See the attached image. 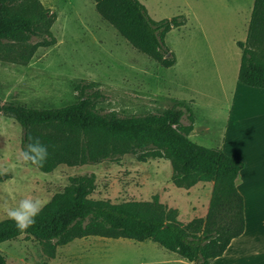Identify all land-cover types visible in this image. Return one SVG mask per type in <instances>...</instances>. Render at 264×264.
Wrapping results in <instances>:
<instances>
[{"label":"rangeland","instance_id":"obj_1","mask_svg":"<svg viewBox=\"0 0 264 264\" xmlns=\"http://www.w3.org/2000/svg\"><path fill=\"white\" fill-rule=\"evenodd\" d=\"M39 1L55 17L50 32L56 43L38 49L25 66L0 60L1 104L59 108L74 102V84L92 82L97 84L99 113L155 114L184 102L198 135L189 139L206 148L218 145L225 106L238 81L236 42L246 38L253 0H138L155 22L186 20L164 38L176 60L170 68L135 51L98 16L90 0ZM250 99L264 106V98ZM182 123L188 124L186 117ZM22 138L21 127L0 114V221L9 219L8 209L24 198L39 199L43 206L77 176L94 177L95 189L89 196L93 201L120 205L151 203L156 198L167 210L176 211L182 224L207 214L212 183L177 188L170 181L168 161L140 163L125 155L117 161L61 165L44 174L23 162ZM0 252L7 264H175L177 257L150 241L97 237L58 247L52 259L41 243L25 235L0 244Z\"/></svg>","mask_w":264,"mask_h":264},{"label":"trees","instance_id":"obj_2","mask_svg":"<svg viewBox=\"0 0 264 264\" xmlns=\"http://www.w3.org/2000/svg\"><path fill=\"white\" fill-rule=\"evenodd\" d=\"M90 1L98 16L135 51L163 68L175 65L164 38L185 25L183 17L155 22L138 0ZM54 21L39 0H0V60L25 66L38 49L54 46L50 32ZM32 38L38 40L30 43ZM237 46L241 51L237 80L264 89V0H253L246 40ZM96 87L92 82L74 84V102L59 108L0 103V114L21 127L22 150L33 139L47 146V160L42 168L35 167L41 173L49 174L61 165L117 161L125 155L140 163L168 161L173 186L212 183L206 216L182 224L176 220V211L167 210L156 198L151 203L120 205L93 201L89 196L95 189L94 177L77 176L70 177L62 192L41 207L27 230L21 232L10 219L0 221V244L25 235L41 243L52 259L58 247L97 237L150 241L191 264H210L220 258L244 231L243 200L236 190L243 163L218 147L206 148L189 139L194 118L184 102L155 114H101L96 109ZM0 264H7L1 252Z\"/></svg>","mask_w":264,"mask_h":264},{"label":"crops","instance_id":"obj_3","mask_svg":"<svg viewBox=\"0 0 264 264\" xmlns=\"http://www.w3.org/2000/svg\"><path fill=\"white\" fill-rule=\"evenodd\" d=\"M250 96L264 98V89L247 87L237 81L225 106L223 137L216 146L227 157L243 163L236 190L243 200L244 231L210 264H264V116L261 117L264 106L261 109L255 105ZM246 101L254 104H244ZM194 137L198 135L193 126L189 138ZM172 262L191 264L178 256Z\"/></svg>","mask_w":264,"mask_h":264},{"label":"clouds","instance_id":"obj_4","mask_svg":"<svg viewBox=\"0 0 264 264\" xmlns=\"http://www.w3.org/2000/svg\"><path fill=\"white\" fill-rule=\"evenodd\" d=\"M47 157L48 148L39 139L30 140L21 153L23 162L36 168H42ZM41 206L39 199L24 198L17 206L8 209L7 216L15 223L16 228L23 232L35 223Z\"/></svg>","mask_w":264,"mask_h":264},{"label":"bare ground","instance_id":"obj_5","mask_svg":"<svg viewBox=\"0 0 264 264\" xmlns=\"http://www.w3.org/2000/svg\"><path fill=\"white\" fill-rule=\"evenodd\" d=\"M264 102V101H263Z\"/></svg>","mask_w":264,"mask_h":264}]
</instances>
